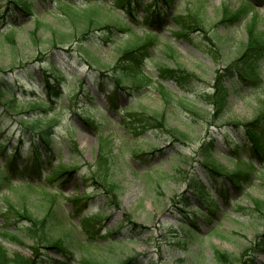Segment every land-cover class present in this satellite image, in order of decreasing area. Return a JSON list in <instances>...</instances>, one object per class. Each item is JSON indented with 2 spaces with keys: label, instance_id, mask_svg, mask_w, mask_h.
I'll return each mask as SVG.
<instances>
[{
  "label": "rangeland",
  "instance_id": "rangeland-1",
  "mask_svg": "<svg viewBox=\"0 0 264 264\" xmlns=\"http://www.w3.org/2000/svg\"><path fill=\"white\" fill-rule=\"evenodd\" d=\"M34 2L38 10L26 16L12 5L8 6L10 11L6 14V1L0 0V13L6 14L0 19V32L15 27L13 46L5 40V32L0 33V69L9 70L30 62L40 56L41 51V62L34 63L37 69L20 74L17 68L12 74L8 73L15 87L22 85L23 92L19 91L21 89L17 92L20 99L45 98L38 82L40 65L57 64L67 81V85H63L65 95L54 104L52 111H33L29 116L56 120L54 140L58 146L54 149L53 161L77 167L66 181L47 183L46 189L50 195L57 196L55 209L60 220L57 234L69 253L64 256L62 253L66 252L47 248H39V252L34 253L29 242L21 246L0 237L8 256L16 253L29 264L30 261L31 264H81L83 258L98 264H242L245 260L250 264H264V238L260 237L264 233V208L260 212L253 204L257 200L264 203V176L261 175L264 168L255 170L249 181L241 183L238 192L226 182L230 206L225 207L218 197V217L209 223L200 220L201 212L195 207V204L202 206L205 197H200L201 203L194 198L195 193L201 194V188L196 190V185H205L212 196L219 188L210 180V172L201 166L202 144L213 143L211 153L227 172L237 168L232 152L235 142L243 143V133L235 125L253 120L259 114L260 101L264 100V56L261 54L257 56L261 82L234 83L231 88L227 80L224 87L229 92L222 114H216L211 104L197 97L201 92L212 93L216 76L228 68L244 47L248 20L255 19L256 30L264 37V1L252 0V8L238 21L230 22L225 13H236L242 7L241 0H175L171 16L162 21L163 26L152 27L158 40L150 46L140 69L153 81L159 79V65L181 67L194 79L183 87L174 81L164 82L171 96L169 102L151 86L138 91L125 90L126 94L118 95L115 110L106 108L103 95L95 85L96 66L92 64L89 68L85 64V54L77 50L65 53L62 49L70 48L69 42L56 41L55 45L44 42L52 31L72 33L79 39L82 23L69 20L60 11L43 12L40 0ZM143 2L150 4L152 0ZM48 6L52 7L49 3ZM97 7L102 6L97 4L95 9ZM189 10L191 13L199 11L198 18L190 19L184 36L173 35L171 31L176 25L172 15L180 11L183 22L189 19ZM102 13L101 23L116 22L110 12L103 10ZM135 13L142 23L140 18L144 12L137 9ZM35 16L36 22L33 21ZM35 33L44 37L37 48L29 42ZM97 36L100 37L98 33ZM110 36L111 42L92 45L80 40L72 47L76 49L81 43L88 49V57L112 65L125 48L141 42L139 37H143V33L132 23L130 29H113ZM104 88H110L107 81ZM134 114L153 117L156 121L149 119V124H142V128L141 124L133 123L137 130L128 127L129 124L123 125L122 122H128ZM84 117L90 119L95 128L84 126L81 121ZM159 121L164 124L162 128ZM167 128L183 132L187 138L175 140ZM0 132L3 133L0 140L12 138V142L22 135L18 117L6 114L1 106ZM100 137L107 139L113 150L110 180L117 186L115 199L91 179ZM29 148L27 143L24 151ZM239 154L245 159L241 152ZM257 166L254 169H258ZM188 182L192 186L188 187ZM12 186L21 192L12 194L5 190L13 202L22 201L35 216L45 212L47 202L39 191L28 190L21 181H15ZM24 193L27 196L21 198ZM3 206L4 199L0 198V209ZM92 215H97L98 221L81 227L80 220ZM190 220L197 223L193 234L186 228ZM2 221L0 216V226ZM258 240H261V249L250 251ZM214 251L230 260L214 255Z\"/></svg>",
  "mask_w": 264,
  "mask_h": 264
},
{
  "label": "trees",
  "instance_id": "trees-1",
  "mask_svg": "<svg viewBox=\"0 0 264 264\" xmlns=\"http://www.w3.org/2000/svg\"><path fill=\"white\" fill-rule=\"evenodd\" d=\"M5 1L6 14L10 11L8 7L9 4L16 7L26 16H30L38 10V7L36 6L37 3L34 2V0ZM46 1L48 2L45 3V0H40L44 7L43 12H55L59 10L63 12L69 20H79V22L82 23L83 31H81L79 39H75L76 36H72V33H59L58 31H52L50 38L44 40L42 35L38 36L35 33L32 34L29 39L30 44L37 48L39 43L43 40L52 45H55L56 41L60 43L69 42L70 48L62 49L65 53L77 50L79 53L82 52L81 54H85V61L88 67H92V64L96 66V69H94L96 73L95 85L99 88V93L103 95L105 104L109 110L117 107V95H122L123 92L126 93L124 90L127 88L137 91L148 85L159 90L160 95L165 101L169 102L171 96L169 91L164 87L163 82L174 81L178 86L183 87L184 85H189L192 82V79H194V76L192 78L190 72L181 67L171 68L159 65L157 68V76L161 81H155L154 83L148 75L140 71L143 59L148 55L149 46L153 45L156 41V37L153 36L151 29L148 28L151 26H157L159 28L161 26V23H159L158 20V17L161 16L159 13L163 8L167 9L165 10V16L167 17L175 0H153V3L149 5H144L142 0H83V3L80 4L77 3L78 0H73V2L68 0ZM53 1L55 2V7L51 8L48 6V3L51 5V2ZM97 4H100L103 7H97L98 9H95V5ZM139 8L144 11L142 25L138 23L139 21L134 14V11ZM248 8H251V3L248 0H242V7L236 13H225V18H228L230 22L238 21ZM103 10L110 12V14L115 17L116 22L111 24L101 23ZM118 11H121V13ZM198 13L199 11L188 13L189 19H186L183 22H181V18H177L176 28H174L172 33L184 35L186 30H188L187 23L191 18L196 17L197 19L199 16ZM3 17L4 15L0 14V18ZM127 17H129V20L126 19ZM35 19L36 17L33 21L36 22L37 19ZM129 22H135L136 24H139L138 26H147V30L144 29V36L139 37V41L141 40V42L125 48L117 56L112 65H107L106 63L94 60L93 57H88V49L81 43L76 49H73L72 47L73 44L80 40L92 45L111 42L112 38L110 36V31L113 29L121 30V24L127 27ZM255 23L253 17L246 23V31L248 34L247 41L236 59L228 64V68H225L222 74L216 76L214 85L212 86V93H203L202 95H199L204 102L209 103L214 107L216 114L223 113V108L225 107L228 98L229 91L224 87L227 80H229L231 84H234L240 82H254L260 79L257 56L258 54L264 56V37L257 32ZM12 30L13 27L7 29V31H5L7 33L4 36L5 40L8 41L11 46L15 43ZM97 33L100 37L97 36ZM40 52L41 51L38 52L40 56L33 58L30 62L14 66L15 68H9V70L0 69V106L6 114L11 113L18 117V120L20 121V130L23 133L15 142H12V138L6 140L2 139L0 141V190L2 188H10L12 194L19 192L17 189L11 187L13 178H15L14 180H19L21 178L29 190H38L39 193L42 194L47 202V208L41 216H35L24 206L22 201L20 203H15L11 200L9 195L1 194L0 196L4 199V206L0 211V216L3 219L2 225L0 226V237L8 242L21 246L29 242L30 245L28 246L34 253H38L39 248H47L66 252L62 253L66 256L69 253L67 252V246L57 234L60 224L55 209L57 196L50 195V193L46 191V183L51 185L54 184L53 182L55 181H60V183H62L76 171L77 167H67L64 164H54L52 162V152L55 148L53 147L55 144V120L50 118L45 119L41 116L32 118L29 116V113L39 110L44 112L47 110H53L54 104L60 101L62 96L65 95L63 85H67V81L61 71V67L57 64L50 62L46 65H40L42 67H39L40 78L38 82L45 94V98L26 100L24 98L20 99L17 96L18 90L21 89L19 91H22V88L15 87L8 74H12L13 70L17 68L20 74H28L33 71L34 68L37 69V65L34 63L41 62L39 60L43 54ZM44 58L48 60L47 56ZM15 61L16 59H14V62ZM106 81L107 84L111 85L110 90L104 88V82ZM260 105V109L258 110L259 114L253 120L235 125L238 129H242L243 133V143L235 142V147L233 148V155L235 157V162H237V168L227 172L222 165L217 164V161L211 153L214 147L213 143L212 145L210 143H203L200 147V150H204L200 152L202 159L201 166L205 168L207 172H210V180L213 181L215 185H219V188L215 191L216 197H211L208 189L202 184L195 186L196 190L201 188L199 191L201 194L199 195V193H195V195L198 194L199 196L205 197V201H203V203L206 204L205 208H199V210H197H204L201 214V219L205 222H211L219 212V205L216 201L217 197L221 198L224 206H229V199L226 192L227 188L225 185L226 182L234 188H237V191H239L241 183L248 181L251 175L255 173L254 161L261 164L259 165V168L264 167V163H262L264 162V121L262 120L264 119V100L260 101ZM149 119L156 121V118H147L142 114H135L130 123L135 122L141 124L139 127L142 128L144 126L142 124H149ZM83 122L87 125H92L88 120L84 119ZM163 125L164 124L161 122L159 123V127L162 128ZM132 129L137 130L138 128L134 126ZM166 130L170 135L176 138L175 140L182 141V138H187L186 134L174 128H167ZM0 135L3 136V133L0 132ZM26 142L31 146L29 152L24 151ZM238 152L246 154V159L243 160ZM112 154L113 150L110 146V142L107 139L100 138L95 169L91 179L115 199L117 195L114 191L117 189V186L110 180V175H112L113 172L111 166ZM261 175L264 176V172H262ZM25 176L33 179L35 182L29 183ZM193 181L196 183V180ZM187 184L188 187L189 185L192 186L191 182H188ZM20 193L21 192H19V194ZM26 196L27 195L24 193V195H21V198H25ZM253 204L258 211L262 212L264 203L257 200L254 201ZM98 218L97 215L83 217V219L80 220V223L83 227L89 225L91 221H96ZM189 222L191 226L186 225V228L191 232L190 228L196 227V222L193 220H190ZM260 237L263 239L264 233L263 236ZM186 240L187 238L184 237L182 241L185 242ZM261 247V240H258L250 248V251H258ZM214 255L230 260L218 251H214ZM24 259L23 256L16 253L12 256H8L6 249L0 244V264H9L14 261L18 262L17 264H29V262ZM250 260L252 261L253 259ZM31 262L32 261H30V264ZM80 263L98 264L89 258H83ZM242 264L250 263L245 260Z\"/></svg>",
  "mask_w": 264,
  "mask_h": 264
}]
</instances>
